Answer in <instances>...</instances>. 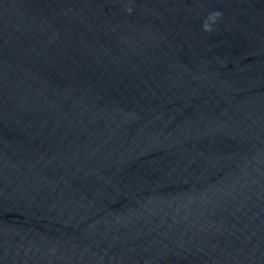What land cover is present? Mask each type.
Listing matches in <instances>:
<instances>
[{
  "label": "water",
  "instance_id": "1",
  "mask_svg": "<svg viewBox=\"0 0 264 264\" xmlns=\"http://www.w3.org/2000/svg\"><path fill=\"white\" fill-rule=\"evenodd\" d=\"M0 264H264V0H0Z\"/></svg>",
  "mask_w": 264,
  "mask_h": 264
}]
</instances>
